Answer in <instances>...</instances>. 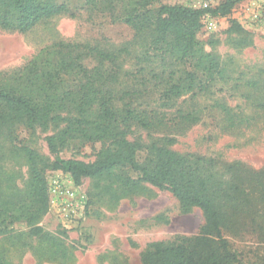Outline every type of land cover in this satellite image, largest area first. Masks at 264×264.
I'll return each instance as SVG.
<instances>
[{
    "label": "rangeland",
    "instance_id": "374dc122",
    "mask_svg": "<svg viewBox=\"0 0 264 264\" xmlns=\"http://www.w3.org/2000/svg\"><path fill=\"white\" fill-rule=\"evenodd\" d=\"M68 11L39 21L25 32L0 29V85H23L25 71L33 62L42 68L53 65L62 54L81 53L87 67L97 64L84 48L74 44L98 45L114 50L125 75L144 79L145 90L136 103L140 108L166 114L165 125L154 129L132 126L128 138L146 144L166 146L180 154H198L215 160L219 167L232 161L260 170L264 168V0H244L225 16L206 14L196 36L199 44L193 59L181 62L151 44L152 34H136L129 25L106 11L89 10L87 0H55ZM115 1V0H113ZM121 1V0H120ZM126 2L127 0H123ZM223 0H155L160 4L190 7L215 6ZM113 13V12H112ZM214 58L219 72L212 77L196 68V59ZM32 62V63H31ZM49 62V63H47ZM202 77L204 91H191L167 100L164 88L183 80L186 72ZM66 88L76 79L73 73L61 76ZM219 101L249 118L232 124L218 109ZM179 113L194 114L195 122H182ZM176 118L177 120H172ZM63 124L26 127L14 124L0 130V203L9 201V213L25 207L28 155L33 151L51 161L46 136L58 133ZM8 131L11 132L9 136ZM107 141L67 139L59 154L64 158L92 161ZM145 147L137 153L143 160ZM57 170L46 169L47 178ZM116 175L135 179L128 167H117L101 178H82L77 185L88 203L85 219L72 229H63L48 209L32 223L9 219L0 223V264H140V253L152 243L177 244L201 233L204 216L200 209L183 210L168 191L148 183L122 184ZM241 231V230H240ZM232 247L246 264H260L264 241L245 231L225 230Z\"/></svg>",
    "mask_w": 264,
    "mask_h": 264
},
{
    "label": "trees",
    "instance_id": "16d2710c",
    "mask_svg": "<svg viewBox=\"0 0 264 264\" xmlns=\"http://www.w3.org/2000/svg\"><path fill=\"white\" fill-rule=\"evenodd\" d=\"M155 0H87L89 10L106 11L129 25L136 34L149 31L151 44L168 52L178 61L193 59L199 44L197 32L202 18L229 14L244 0H223L215 6L190 7L182 4H160L152 13L149 6ZM68 8L55 0H0V29L25 32L39 21L67 13ZM113 12V13H112ZM84 48L97 64L87 67L81 53L65 52L53 65L38 68L33 62L26 68L22 86L0 85V130L14 124L26 127L62 123L58 133L46 136L52 160L43 161L33 151L28 155L26 190L30 195L18 213H9V201L0 203V223L25 220L32 223L48 209L46 169L69 174L73 182L82 178H101L117 167H128L137 174L135 179L116 175L122 184L136 186L148 183L175 197L183 210L196 207L204 216L200 234L177 244L152 243L140 253V264H246L229 243L225 230L235 233L249 231L264 241V168L251 169L240 161L219 167L214 159L204 155L180 154L166 146L131 140L132 126L154 129L165 125V113L140 108L136 99L143 94L144 77L134 81L122 77L118 54L98 45L74 44L72 50ZM196 68L212 77L219 65L209 57H198ZM32 63V62H31ZM1 73V71H0ZM73 73L75 81L66 88L60 86L61 76ZM207 87V86H206ZM195 71L186 72L183 80L167 85L162 97L167 100L182 93L206 88ZM213 107L223 113L232 124L247 123L249 118L235 113L222 102ZM182 122H195L191 113H179ZM172 118V120H177ZM9 136L11 132L8 131ZM82 138L87 142L107 141L92 161L64 158L59 150L67 139ZM146 149L143 160L137 158ZM88 203V198H87ZM87 208V207H86ZM241 230V231H240ZM260 264H264V254Z\"/></svg>",
    "mask_w": 264,
    "mask_h": 264
},
{
    "label": "built area",
    "instance_id": "2783aa9c",
    "mask_svg": "<svg viewBox=\"0 0 264 264\" xmlns=\"http://www.w3.org/2000/svg\"><path fill=\"white\" fill-rule=\"evenodd\" d=\"M49 209L63 229H72L85 219L87 196L69 174L60 170L47 177Z\"/></svg>",
    "mask_w": 264,
    "mask_h": 264
}]
</instances>
